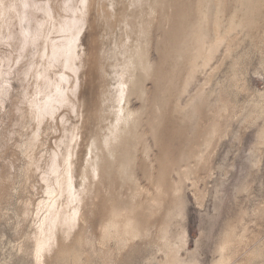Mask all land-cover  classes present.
I'll return each instance as SVG.
<instances>
[{
    "label": "bare ground",
    "instance_id": "bare-ground-1",
    "mask_svg": "<svg viewBox=\"0 0 264 264\" xmlns=\"http://www.w3.org/2000/svg\"><path fill=\"white\" fill-rule=\"evenodd\" d=\"M234 3L235 7L230 0H0V42L17 48V59L5 62L21 63L17 92L5 80L8 71L0 67V107L9 99L15 121L6 134L0 132L5 164L0 170V199L18 177L26 187L41 170L44 162L40 164L34 150L42 132L51 129L50 121L61 119L64 132H59L63 137L58 150L44 160L41 181L46 197L37 203L30 246L20 245L35 264H117L137 240L156 248L155 254L162 256L152 260L158 264H201L188 251L186 230L175 223L185 210L183 191L190 185L202 206L208 194L199 185L211 178L215 151L233 122L242 119L247 129L264 120V92L253 108L233 101L225 89L212 101L217 91L206 90L208 75L206 83L190 93L199 77L213 70L218 54L229 52L234 38L244 34L264 51V0ZM99 27L104 29L100 48ZM260 66L264 75V58ZM97 70L98 102H87L85 83L87 77L93 82ZM246 72V65L234 62L231 87L236 95L246 90ZM179 120L195 126L191 136L188 128L176 126ZM23 124L33 126L31 134L10 144L20 137L16 127ZM262 148L264 125L255 150ZM19 156L24 165L18 174ZM259 163L254 160L253 165ZM261 208H255L259 219L264 216ZM23 213L29 217L28 209ZM248 215L243 213L226 227L213 264H264V246H254L258 235L250 236ZM183 252L194 256L183 258Z\"/></svg>",
    "mask_w": 264,
    "mask_h": 264
},
{
    "label": "rangeland",
    "instance_id": "rangeland-1",
    "mask_svg": "<svg viewBox=\"0 0 264 264\" xmlns=\"http://www.w3.org/2000/svg\"><path fill=\"white\" fill-rule=\"evenodd\" d=\"M230 3L231 6L235 7L234 0H230ZM231 6L230 9H233ZM19 28L20 27H18V29ZM51 28L52 26L49 25L47 29L51 30ZM96 34V46L100 48L102 40L101 36L104 34L103 27L97 28ZM53 36L54 35H52V37ZM255 41V39L248 38L244 34L234 38L231 41L232 44L230 43L229 52L222 50L218 54L213 63V70L199 77V81L190 91L191 95L195 94L198 89L206 83L208 75H210L211 83L206 86V90L217 91L216 94L212 96V101H216L218 99L217 94L220 89L228 91L229 96L233 101L237 102L239 105H245L248 108H253L257 101H262L258 95L264 92V75L262 74L263 71L260 66L261 59L264 58V51H258ZM12 46H10V44L6 41L0 42V67L2 70L8 71V75L5 77V80L11 86V90L13 92H17L21 88L20 79L18 80L20 73L19 65L21 64L19 63L20 60L17 61L19 63H16L17 65L14 63L7 65V62H5L9 57H14L12 58L14 61L17 59V48L15 45ZM33 53L36 54L35 50ZM35 59H38L37 55ZM237 60L240 61L243 66H247V72L244 77L246 90L244 93L242 92L238 95L235 94V90L231 87L233 84L231 80L233 77V65ZM40 67L41 66L39 65V68ZM90 78L91 77H87L83 94L87 102L89 100L92 102H98L100 93V73L98 70L94 72L93 82ZM32 81V79H29L30 84ZM149 85L150 87L152 86V84ZM32 93L33 95L30 93L31 96H29L33 99L36 95L34 91H32ZM188 97L189 94L185 95L182 99V106L186 105ZM7 100V102L5 101L2 104L3 106L1 105L0 107V132L2 135L6 134L4 132L7 130L13 128L12 123H15V121H13L14 119L12 120L13 117L10 113L11 103L9 99ZM72 120L81 124V120L75 116H72ZM181 121L179 120V123L178 121H175L176 126L178 127L180 125L184 130L188 128L187 134H190L191 136L194 133L193 128H195V126L192 127L188 121H185V123ZM54 122L50 121V125H52L50 130L48 129V131L45 130L42 132V137L44 136V133L46 134L44 136V140L41 137L40 140L43 141H40L41 143L39 142L36 147L37 149L34 150V153H36L35 156L37 157L38 155L39 157L38 159L41 162L40 164L44 162V165H41V170L36 171V175H34L35 179L32 178L30 182H25L26 188L24 187L25 184H22L24 183L23 179L18 177L17 180L20 181L17 182L16 180L9 188L7 187V196L4 195L2 197L3 199H0V264H35L30 253L28 254L27 251L25 252V247L30 246L28 237L33 234V230L37 225L36 213L38 204L46 197L44 189L45 184L41 181L42 171L46 170L45 161H47V158H49L48 156L53 151L58 150L57 144L60 138L64 135L61 127V119L55 120ZM68 125L69 123H67V126ZM243 125L242 119L235 120L230 129L229 136L223 139V142H221L217 148L218 150L216 149L215 151L217 153H215L213 157L214 161L212 168L214 170L212 172V176L207 180V182H202L199 185L201 187H199L200 190L207 188V190H205L208 195H206L204 204L201 206L197 203L195 194L190 185H187L188 187L185 186L186 189L184 187L185 190L183 191V196L185 198L184 203H186L185 210L182 214L184 217L182 218V216H180L175 220V223L177 225L181 224L180 226L186 230L188 236V251L193 253L201 264H213L216 259V246L221 235L224 233L226 227L231 222H235L243 213H249V215H251L246 217V220H248L247 223L250 225H247L249 226L248 228H250L251 231L253 230V234L250 231V236L255 234V236L258 235V241L253 242L255 243L254 246H264V216H262L263 218L260 216L261 219H259L260 214L257 213L261 207H264V148H262V152L255 150L258 135L264 125V120H259L257 124L247 129ZM32 127L33 126L31 125L28 127V124H23L20 127L18 125L16 129L21 130L22 133L20 134V137H18V135L13 137L10 144H13L15 140H19L20 142V140L24 141L28 138L27 136H29L33 130ZM56 127H59L60 129ZM27 132L30 133L28 134ZM16 142L18 143V141ZM175 142L176 143H174V145L177 147L180 141L178 139ZM11 150L12 149H10L9 152H11ZM43 152L46 154L44 155ZM40 155L44 156L42 157ZM19 157L18 159L20 161H16V163L20 162V165L16 164L18 165L17 167L20 166L18 168V174L20 173V168L24 165V159L21 156ZM1 160L2 157L0 154V170L5 167L4 161ZM254 160L260 161L259 166L253 165ZM2 162L4 166L2 165ZM33 179L34 181H32ZM15 183H17V185ZM256 207L258 210L255 209ZM26 209H28L29 217L23 213ZM262 209L263 208L260 210ZM252 211L256 212L252 213ZM255 214L257 215V218ZM172 229H175V227L173 226ZM151 240L152 238L149 239V241ZM253 243L251 245L252 247H254ZM20 245L25 247L22 249L23 246L20 247ZM153 248V246L145 245V241L137 240L132 246L125 250L126 252L124 251L123 254L116 259V263L158 264L156 263L157 261L154 260L155 258L160 260L162 255L160 254L157 256V250L155 251L156 248ZM153 253L156 254L154 255ZM191 255L192 254H187L186 252L182 253L183 258H187Z\"/></svg>",
    "mask_w": 264,
    "mask_h": 264
}]
</instances>
